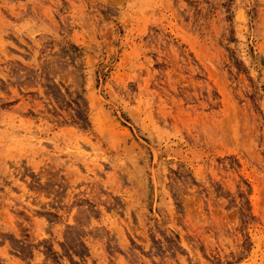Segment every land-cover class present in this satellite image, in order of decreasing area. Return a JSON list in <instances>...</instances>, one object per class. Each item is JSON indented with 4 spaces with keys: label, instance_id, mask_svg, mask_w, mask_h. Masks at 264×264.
<instances>
[{
    "label": "rangeland",
    "instance_id": "obj_1",
    "mask_svg": "<svg viewBox=\"0 0 264 264\" xmlns=\"http://www.w3.org/2000/svg\"><path fill=\"white\" fill-rule=\"evenodd\" d=\"M0 264H264V0H0Z\"/></svg>",
    "mask_w": 264,
    "mask_h": 264
}]
</instances>
